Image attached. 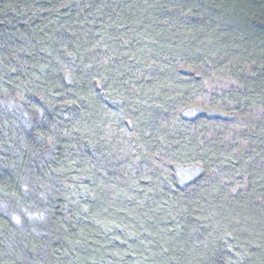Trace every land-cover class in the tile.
Here are the masks:
<instances>
[{
	"label": "trees",
	"instance_id": "16d2710c",
	"mask_svg": "<svg viewBox=\"0 0 264 264\" xmlns=\"http://www.w3.org/2000/svg\"><path fill=\"white\" fill-rule=\"evenodd\" d=\"M0 264H264V0H0Z\"/></svg>",
	"mask_w": 264,
	"mask_h": 264
},
{
	"label": "rangeland",
	"instance_id": "374dc122",
	"mask_svg": "<svg viewBox=\"0 0 264 264\" xmlns=\"http://www.w3.org/2000/svg\"><path fill=\"white\" fill-rule=\"evenodd\" d=\"M206 112L207 115H218L220 112L219 111H214V110H208V109H204V108H199V107H190L188 109H186V111L184 112L187 116L193 117L196 116L198 114H202ZM221 114V113H220ZM177 176L179 179L180 184L181 183H187L189 182L193 177H195L198 173H199V168L195 167V166H186V167H182V168H178L177 169Z\"/></svg>",
	"mask_w": 264,
	"mask_h": 264
}]
</instances>
